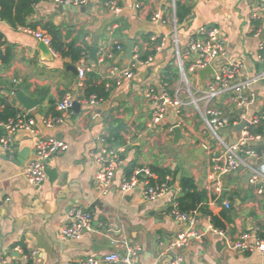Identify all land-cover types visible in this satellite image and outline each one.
I'll list each match as a JSON object with an SVG mask.
<instances>
[{"label":"crops","instance_id":"crops-1","mask_svg":"<svg viewBox=\"0 0 264 264\" xmlns=\"http://www.w3.org/2000/svg\"><path fill=\"white\" fill-rule=\"evenodd\" d=\"M105 1L97 0L91 9L82 11L59 10L52 0H38L31 5L35 11L27 15L31 7L27 9L22 21L12 23L0 17L1 51L12 52L9 66L0 59V111L6 103L28 111L36 120L37 130L36 134L24 129L15 133L13 156L0 146V262L74 264L80 258L100 257L113 251L125 254L130 247L136 251L137 264H170L164 252L189 224L169 216L168 211L187 192L196 191L202 200L195 207L200 215L194 229L203 238L192 239L179 249L186 264H264V253L233 250L227 243L253 231L264 238V191L259 194L253 183L245 184V169L217 180L216 166L221 163L223 149L193 105L187 102L180 117L170 108L163 124L154 126V104L146 97L149 89L159 91L163 81L173 90L179 87L177 49L184 50L201 26L219 28L226 38L227 61L242 62V78L261 74L264 49L259 44L261 37L264 39V20L259 16L263 5L259 0H139L142 5L136 8V0H114L121 8L114 13ZM47 23L61 29L65 44L74 43L87 53L85 62L93 66V71L86 75L84 86L79 83V74L69 68H78L83 55L73 60L51 45V55L39 48L41 40L35 31L48 33L44 27ZM260 23L263 36L259 38L255 28ZM152 36L158 40L152 41ZM161 40L166 44L157 50ZM128 41L134 42V54L138 53L142 60L150 56L153 60L136 63L132 77L106 92L104 83L109 69L126 67L132 60L125 57ZM93 47L97 48L95 61L90 58ZM105 52L113 57L98 62ZM222 61L225 60L217 63ZM193 82L201 87L200 75L194 76ZM18 85L26 95L39 100L37 106L26 110L20 104L15 96ZM90 86L99 90L103 87L107 93L105 101L96 106L79 102L78 108L66 112L57 109L65 95L82 98ZM252 88L256 97L246 108L248 116L264 108V78ZM215 104L235 114L239 112L233 102L223 98ZM50 115H59L62 121L48 127L43 119ZM175 125L182 128L185 137L177 144L174 131H170ZM237 135L231 131L221 133L226 141ZM49 138L64 140L68 147L49 158L45 181L33 185L24 175L25 164L34 157L36 141ZM105 146L121 149L123 159L106 194L98 178L102 167L97 161ZM261 147L264 148V140ZM23 151L28 156L25 163L19 161ZM251 163L264 172V156ZM137 167H150L158 179L169 175L167 193L147 199L142 194L144 183L130 193H122L119 186L123 175ZM183 178H189L193 187L185 188ZM218 181L220 191L216 187ZM226 201L230 207L225 206ZM75 206L93 213V230L78 239L66 240L61 228L69 222V211ZM211 226L225 230L227 238ZM34 250L37 254L28 258Z\"/></svg>","mask_w":264,"mask_h":264},{"label":"built area","instance_id":"built-area-1","mask_svg":"<svg viewBox=\"0 0 264 264\" xmlns=\"http://www.w3.org/2000/svg\"><path fill=\"white\" fill-rule=\"evenodd\" d=\"M56 5L64 6H85L88 0H52ZM264 7V0H259ZM106 7L112 12L119 13L121 8L114 0H106ZM141 1L136 0L135 7L140 8ZM159 14L155 15V19ZM258 18V15L255 14ZM259 18L264 20V11ZM262 24L255 28V35L261 37ZM35 36L51 45V37L43 31H35ZM156 42V36L151 37ZM226 38L221 36L217 26H201L196 33L191 36L187 47L184 50L177 49V66L181 77V83L184 88L177 87L171 89L168 82H162L159 91L149 89L146 97L153 102L151 123L152 125L163 124L168 116L169 109H173L174 113L180 117L183 113V107L188 102L200 113L209 130L217 138L222 146L221 163L216 166L218 179L221 176L235 172L241 165L245 170L252 174L250 182L256 186V191L262 194L264 191V172L258 170L251 163V160L264 156V148L260 145L264 140V108L260 113L248 116L246 108L255 101V91L252 85L260 79L264 78V71L254 77L242 78L240 76L243 68L239 59H226ZM165 40H161L157 45V50H161L165 46ZM260 49H264V39H260ZM83 58L79 61L78 74L80 85L84 86L86 75L93 71V66L86 63L87 53H82ZM113 57L110 52L101 53L98 62L104 63ZM224 59L225 61L218 64L217 61ZM153 57L142 60L139 54L135 52L130 64L126 67L114 66L109 69L104 89L108 92L113 86L119 85L123 80L132 77L133 66L136 63H150ZM212 66L215 74L209 76L205 82L198 87L193 82V77L199 75V71ZM183 94H186L183 95ZM223 98L224 101H231L239 110L235 114L231 110L224 109L215 104L216 100ZM85 103L96 106L105 101V96L98 93H92L82 98L74 99L71 94L65 95L56 105L61 112L69 111L73 108V103ZM247 120L248 124L232 141H226L221 137L220 130L225 127H233ZM62 121L59 115H50L43 119L46 126L51 127ZM176 126V125H175ZM174 126V127H175ZM170 128V131L174 130ZM27 130L33 134L37 133L35 118L25 110H20L15 116L5 120H0V146L2 149L14 155L16 152V144L14 135L18 130ZM67 143L64 140L55 138L38 139L35 143L34 157L30 159L24 168L26 179L33 185H40L46 179L47 161L54 154L63 153L67 149ZM121 149L111 146L103 147L97 155V161L100 163L102 170L98 174V178L102 184L103 193L106 194L110 190L114 173L118 167L123 164L120 155ZM170 176L166 175L162 179L157 178V174L150 167H137L130 174H124L120 182V190L122 193H130L136 189L141 183H144L142 194L147 199H156L164 196L170 188ZM154 181V182H153ZM220 182H217V190L220 191ZM226 207H230L229 202H224ZM168 215L176 218L184 223H188L187 229L181 231L178 236L171 240L164 254H168L170 264H186L184 256L179 251L181 247L187 246L192 239H202L201 232L194 229V225L199 221V210L197 208L189 211L180 209L179 204L175 203L168 211ZM213 231L227 238L225 230L211 226ZM93 230V213L80 206H75L69 211V222L61 228V236L66 240H75L80 238L85 232ZM228 246L233 250L244 252H261L264 253V238L257 231L252 233H243L236 240H227ZM127 253L121 254L117 251L110 252L103 256H88L78 259L74 264H97L105 262L108 264H137L135 262L136 251L130 247ZM37 251H32L28 258H32ZM0 264H2L0 262ZM153 264H159L155 262Z\"/></svg>","mask_w":264,"mask_h":264},{"label":"trees","instance_id":"trees-1","mask_svg":"<svg viewBox=\"0 0 264 264\" xmlns=\"http://www.w3.org/2000/svg\"><path fill=\"white\" fill-rule=\"evenodd\" d=\"M38 0H0V17L2 19H6L12 23H15L17 20H23V14L27 9L31 7L32 4L37 2ZM15 14V15H14ZM47 34L51 37V46L53 49L64 56H72L73 60H78L82 55L81 49L76 48L74 43L65 44L64 37L62 35V31L59 27L47 23L44 25ZM3 42V34L0 32V47ZM0 59L2 60L5 66H9L12 60V52L7 49L6 53H3L0 48ZM103 87L101 90L97 89L94 86H90L86 89L87 96L92 93H98L100 95L106 96L107 93L103 91ZM4 101V100H3ZM20 110L15 108L9 104H5V108L3 111H0V120L8 119L9 117L15 116ZM130 174V173H129ZM183 186L185 188H192L193 183L189 178H183ZM199 192H187L183 197L179 199V207L183 211H189L196 207V204L202 200V196ZM218 223H216L215 226Z\"/></svg>","mask_w":264,"mask_h":264},{"label":"water","instance_id":"water-1","mask_svg":"<svg viewBox=\"0 0 264 264\" xmlns=\"http://www.w3.org/2000/svg\"><path fill=\"white\" fill-rule=\"evenodd\" d=\"M97 0H90L89 4L87 6H64V5H59V10H63L64 8H72V9H77V10H88L91 9L93 4L96 2ZM35 8L31 7L28 11H27V15L30 14L31 12H34ZM263 36V34H262ZM128 48H127V52L125 57L128 59H132L133 54H134V42L133 41H128ZM39 48L44 51L47 55H51V49L50 47L43 41L40 42ZM97 56V48L93 47L90 53V58L92 59V61H95ZM223 62V61H222ZM222 62H218V64H221ZM69 68L74 72V73H78V68L76 66L70 65ZM215 74V70L212 66H209L205 69H202L199 71V75L201 78V82L202 84L205 82V80L211 76ZM16 98L18 99V101L20 102V104L26 109V110H31L33 109L35 106L38 105L39 100L37 98H32L28 95H26L21 89L20 86H17V90L15 93ZM79 103L77 101H75L73 103V108H78L79 107ZM248 124L247 120H243L241 121V123L234 125L233 127L229 128V127H225L223 129L220 130L221 133H227V132H235V133H240L241 130ZM174 143H178L180 139H185L183 132H182V128L179 125H176L174 127ZM204 150V147L200 149L199 153L201 154ZM28 158L26 151H23L19 154V161L21 163H25V160ZM244 166L241 165L235 172L236 174H240L241 172L244 171ZM251 176L252 174L250 172H245V177H244V181L245 184L247 186H249L250 184V180H251Z\"/></svg>","mask_w":264,"mask_h":264},{"label":"rangeland","instance_id":"rangeland-1","mask_svg":"<svg viewBox=\"0 0 264 264\" xmlns=\"http://www.w3.org/2000/svg\"><path fill=\"white\" fill-rule=\"evenodd\" d=\"M178 86H179V87H181V88H184V86H183V84H182L181 82L178 84ZM183 95H185V96H186V94H183ZM196 112H197V114H199V115H200V113H199L197 110H196ZM199 115H198V116H199Z\"/></svg>","mask_w":264,"mask_h":264}]
</instances>
